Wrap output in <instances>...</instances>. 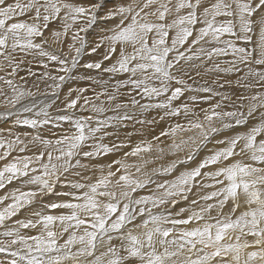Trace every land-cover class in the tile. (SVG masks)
<instances>
[{"label":"snow or ice","instance_id":"6c2138e0","mask_svg":"<svg viewBox=\"0 0 264 264\" xmlns=\"http://www.w3.org/2000/svg\"><path fill=\"white\" fill-rule=\"evenodd\" d=\"M56 21L61 30H51V37L64 45L70 35L67 51L45 48V32ZM109 22L91 40L84 35ZM86 51L100 59L83 63L84 69L124 78L110 87L106 82L91 97L87 88H69L61 100L66 81L92 79L73 75ZM18 52L39 57L43 71L24 69ZM208 62L211 67H205ZM200 68L242 72L235 81L221 82L219 75L211 81L239 89L234 100L201 82ZM22 70L36 79L37 89L44 82V91L27 88ZM0 72V117L15 116L14 126L33 130L0 129V190L18 185L0 195V253L10 254L0 264H264V0H0ZM125 88L129 99L118 103ZM199 92L232 100L233 110L214 104L200 118L189 103L174 104L185 93ZM137 97L156 102L142 104ZM57 102L63 114L56 119L71 122L74 130L49 138L40 126L50 122ZM130 107L164 109L160 119L184 115L186 123L171 124L152 138L155 145L138 142L111 163L91 169L82 164L81 157L129 147L102 143L98 134L131 119ZM84 110L92 115L79 114ZM109 110L117 114L101 119ZM190 114L195 118L187 119ZM238 127L246 130L215 139ZM160 137L170 138V154L187 152L148 171L166 151ZM210 143L213 148L194 167L171 180L153 179L193 161ZM30 145L40 147L25 154ZM153 149L158 155L145 158ZM129 157L138 162L129 163ZM87 170L99 175L83 176ZM150 185L155 187L149 194L134 196ZM49 196L67 199L46 202ZM182 202L189 206L174 212ZM29 209L28 216L13 219ZM43 209L67 211L53 215Z\"/></svg>","mask_w":264,"mask_h":264},{"label":"rangeland","instance_id":"374dc122","mask_svg":"<svg viewBox=\"0 0 264 264\" xmlns=\"http://www.w3.org/2000/svg\"><path fill=\"white\" fill-rule=\"evenodd\" d=\"M109 6H111V5H109ZM23 18V17H22ZM25 18V17H24ZM111 22H109L108 24L111 26V24L113 23H111ZM54 24V25H53ZM108 24L107 25H103V24H100L99 25V29L98 28H96L95 29V31H93L94 33H92V32H89V33H87V34H84V35H87L88 36V38H89V40H91L95 35H96V33H98V32H100L103 28H104V26L106 27H110V26H108ZM50 26H54V27H56V29L54 28V29H52V30H59V29H61V26L59 25L58 26V24H57V22L55 23V22H52L51 24H50ZM60 27V28H59ZM98 27V26H97ZM57 28H59V29H57ZM101 29V30H100ZM46 33V32H45ZM51 35V32L49 33V35H47V37L48 36H50ZM39 42V41H38ZM52 42H53V38H52ZM68 42H71L70 41V36H69V39L67 38V41L65 42L66 44H64V45H60V44H57V43H55L54 45H55V47H50L49 46V44H47V45H45V48H46V50H50V51H57V52H62V51H67V49H65V48H67V43ZM54 43V42H53ZM66 46V47H65ZM50 48V49H49ZM52 49V50H51ZM55 49V50H54ZM62 50V51H61ZM101 52L103 51L102 49L100 50ZM88 55V53H87V51L85 52V54H84V56L85 55ZM16 55L20 58V59H22V60H25L26 61V63L22 66L24 69L26 68H28L29 66H31L32 67V69L34 70H36L37 71V73H39V72H42L43 71V69L39 66V57H34L33 55H28V56H24L22 53H16ZM89 56V55H88ZM89 57H91V59H89V60H98V59H100V56L98 55V54H92L91 56H89ZM29 60H28V59ZM83 58V57H82ZM229 58H231L230 56H228V57H220V58H218V60L220 61V62H223L224 60H226V59H229ZM222 59V60H221ZM84 60V61H83ZM88 59L87 60H85V58H83L82 60H81V68L79 67V69L78 70H74V72H73V74H74V76H80L81 74H80V71L79 70H81L82 69V65H83V63H86L87 61H89ZM37 62V63H36ZM211 63V62H210ZM210 63H208V64H206V66L205 67H211V64ZM210 64V65H209ZM34 66V67H33ZM37 66V67H36ZM50 67H58L57 65H50ZM78 71V72H77ZM88 72H92V73H95V74H97L98 76H99V74H100V77H103V78H108L109 79V81H111V83L112 84H114L115 82H116V80H117V77H115V78H113L112 76H111V74H103V73H97V71L96 70H87ZM199 71L201 72V79L200 78H198L200 81H203V80H205L206 79V81L207 82H210V84H209V86L210 87H213V89H214V91L215 92H222V93H224V92H226V93H228L229 94V96H231L232 98H235L234 97V94H238L239 92H240V90L239 89H237V88H235V86L233 85V87L232 88H228L227 86L225 87V88H223V89H221V88H219V87H217V86H213L212 84H211V81L213 80V79H216L217 78V76L219 75V77H220V80H221V82H223L224 80H232V81H235L236 79H237V77L236 78H233V76H236V73H227V74H223V73H221V74H217V73H207V72H205V68H200L199 69ZM77 74H76V73ZM85 72H86V70H85ZM84 72V73H85ZM87 73V72H86ZM53 74H56L55 72L53 73ZM62 74V73H61ZM234 74V75H233ZM238 75H241L242 74V72L241 73H237ZM192 75L193 76H195V72H192ZM237 75V76H238ZM19 76H25L27 79L29 78H31V79H33V81H34V83L32 84L33 86H31V82H27V79H26V87L27 88H29V89H31L32 91H39V92H43L44 91V89H45V85H44V82H40L39 83V85H41L42 87H39L38 89L34 86V84H36L37 83V81H36V79L34 78V77H27L26 76V71H21L20 73H19ZM18 79V78H17ZM78 79H75V80H71V81H66L65 82V85L64 86H62V89H61V92H62V95H61V99H62V96H64V95H66L67 93H68V89L69 88H75V86L78 88L80 85L81 86H85L86 84H91V81H89V82H87L86 83V81H81L80 79L78 80V82H79V84H78V82H74V81H77ZM96 80H97V78L95 77L94 78V80H93V84L92 85H96ZM18 82H19V80H18ZM114 82V83H113ZM21 83H23V82H21ZM29 83V84H28ZM29 85V86H28ZM44 85V86H43ZM30 86H31V88H30ZM81 86H80V88H81ZM34 87V88H33ZM43 90H42V89ZM230 90V91H229ZM66 91V92H65ZM193 95H195L196 96V99L193 101V100H191L190 99V97L191 96H193ZM145 100H146V103H155L156 102V100L154 99V100H152V101H148V99L147 98H144ZM222 99V100H221ZM216 101H218L217 103H224V104H226V105H232V103L231 102H228L229 100H223V98H222V96H219V95H214L213 93H204V92H199V93H185L184 94V96L182 97V98H180V100L179 101H177V102H174V104L175 103H189L190 104V107L192 106V107H194L196 110H197V114H199V116L200 115H202V113H203V110L205 109V108H209L210 107V105H214V104H216ZM120 102V101H119ZM121 103H124L123 101L121 102ZM59 105L60 104H58V107L56 106L52 111L54 112V111H56L57 109H61L60 107H59ZM155 107H152V108H150V109H147L145 112H140V111H136V112H134L133 110H130V111H128L127 112V114L131 117V119H126V121L125 120H123V121H120L119 123H114V124H112L111 126H108L107 128V130H105L106 128H104V132H106L107 133V138H106V136L103 134V140L101 141L102 143H104L105 142V144H114V143H121V142H123V143H126V144H128L129 145V143H138L139 141H138V139L139 138H142L141 136H135L136 135V133H137V131H135L136 129H142L143 127V129H147V128H156L157 127V125L156 124H158V123H163V124H165L164 122L166 121V119H168V117H165L164 119H160V117L161 116H163L164 115V109H162L163 111H160V109H158V108H155ZM1 109V108H0ZM129 109H131V107L129 108ZM154 109V110H153ZM158 110V111H157ZM194 110V109H193ZM199 110V111H198ZM1 111V110H0ZM150 111V112H149ZM154 111V112H153ZM85 112H87V111H85ZM202 112V113H201ZM111 113V114H110ZM141 113H143V114H141ZM88 114H90V115H92V113H90V112H87V114L86 113H84L83 115H88ZM117 113L115 112V111H112V110H110L109 112L107 111L106 112V114L104 113V114H102L103 115V117L101 118V119H103L104 118V115H108V116H114V115H116ZM141 114V115H140ZM144 114H145V116L147 117V118H144ZM160 114V115H159ZM101 115V116H102ZM120 115H124V112L123 111H120ZM136 115H139V116H136ZM153 116V117H152ZM180 117H181V119L182 120H184L183 122H180L181 124H184V123H186V119H185V117H184V115H180ZM133 118H135L134 120H133ZM195 117L192 115V119H194ZM140 119V120H139ZM171 119V118H170ZM128 120V121H127ZM141 120L143 121V122H145V124H143V123H141ZM147 120H149L148 122H147ZM132 121H133V123L135 124V125H133V123H132ZM172 121H174V122H176V120H173L172 119ZM64 121H59V120H57L56 119V116H54L51 120H50V122L47 124V125H43L44 127H41L40 126V131H43L44 129L46 130V131H48V133L52 130V132L53 133H57V132H59V128L61 127V129H63L62 130V133L63 134H65V133H70L71 131H73L74 129L73 128H70L69 127V125H68V130H67V128L64 126V123H63ZM148 124H147V123ZM58 123V124H57ZM125 123V124H124ZM138 123V124H137ZM154 123V124H153ZM137 124V125H136ZM151 124V125H150ZM153 124V125H152ZM61 125V126H60ZM129 127H128V126ZM145 125V126H144ZM119 126V127H118ZM121 126H123V127H121ZM152 126V127H151ZM154 126V127H153ZM27 126H23V125H21V128L19 129V131H21L20 133H23V132H25V131H31V129L29 128V127H27ZM50 127H53V128H51V129H49ZM41 128L43 129V130H41ZM53 129H55V131H53ZM69 129H71L70 131H69ZM65 130H67V132H65ZM45 131V132H46ZM65 133H64V132ZM230 131H233V130H228V132H230ZM44 131L43 132H41V133H45ZM50 133V134H48V133H46V134H48V136H52L53 135V133ZM104 132H101L100 133V136L102 135V133H104ZM133 132V133H132ZM55 133V134H56ZM46 134H44V135H46ZM114 134V135H113ZM191 134V133H190ZM57 135H59V133H57ZM47 136V135H46ZM105 137V138H104ZM116 137V138H115ZM118 138V139H117ZM134 139V140H133ZM112 140L114 141V142H112ZM142 140L144 141V138H142ZM135 144L134 145H131V146H135ZM35 147V146H34ZM33 147V148H34ZM129 149H130V147H128ZM127 147L125 148H122V149H120L119 151H116V152H113V153H111V154H115V156L116 157H120V155H121V152L122 151H124V152H126V151H129V149H128ZM125 149V150H124ZM154 153V152H153ZM15 154V153H14ZM154 155L156 156V152L154 153ZM170 155V153H164V155L163 156H165V157H167V156H169ZM102 157L104 158V156H98V157H95V158H92V159H88V158H82L81 157V162H83L82 164H88V163H92L93 161H95V162H99V161H101V159H102ZM88 160H89V162H88ZM165 160H167V159H165ZM86 161V162H85ZM91 161V162H90ZM171 162V158L169 157V160H167L164 164H162V165H164V166H167V164L168 163H170ZM94 163V162H93ZM180 166V167H179ZM158 166L155 164V166H153L152 168H149L148 170H151V169H153V168H157ZM178 168H181L180 169V172L181 171H183L185 168H188L187 166L186 167H184V166H181V165H178L177 164V166H176V168L175 169H173V172L172 173H168V174H164V175H156V176H154L153 177V179H157L158 177L159 178H162L163 177V179L160 181V182H162L163 180H166L170 175H172V174H176L175 173V171L178 169ZM147 170V169H146ZM132 171L133 172H135V169L133 170L132 169ZM179 174V172H177V175ZM70 178H72V177H70ZM158 178V179H159ZM75 179H77V177H75ZM78 179H80V177L78 178ZM159 181V180H158ZM154 185H150V186H148V187H146L145 189H140V190H137V192L136 193H134V196H140V195H147V194H149L153 189H154ZM6 188H7V185H6ZM5 188V189H6ZM8 189V188H7ZM57 191H62L63 189H60V188H58V189H56ZM1 191H4V189L3 190H1ZM0 191V192H1ZM8 191H10L9 189L7 190V192ZM64 191H67V189H64ZM206 191H208V189L207 190H201V193L203 194L204 192H206ZM4 194V193H3ZM2 194V195H3ZM194 196V195H193ZM193 196H191V197H193ZM51 197V198H50ZM50 197H46L45 198V200H46V202H50L51 200H52V202H55V201H57L58 200V197H56V196H50ZM54 199H53V198ZM190 197V200L191 199H193V198H195V196L193 197V198H191ZM49 198V199H48ZM51 199V200H50ZM59 199L60 200H62V199H67L66 197H62V198H60L59 197ZM49 200V201H48ZM189 205L187 204V203H180L179 205H177V207L173 210L174 212H177V211H179V208H181V207H188ZM33 208L34 209H36V210H42V209H40V206L39 205H34L33 206ZM228 208H230V205H228V206H226V208H225V211L227 212L228 211ZM32 209H29L28 211L26 210V211H22L19 215H18V217H15V218H13V219H19V218H24V217H26V216H28L29 215V212L31 211ZM43 211H46V212H48V213H50V214H52V213H54L53 215H57V214H59V211H61V210H43ZM63 211V210H62ZM187 214L188 213H184V214H182V216H181V218H183V217H186L187 216ZM212 215H215V212H213L212 213ZM196 226V224L195 223H192V224H189L187 227H195ZM183 227V226H182ZM58 230V229H57ZM25 231V233L26 234H34V232L32 231V230H24ZM31 231V232H30ZM63 239H66V236L65 237H63V238H61V241L60 242H63ZM113 243H116V244H119V241H113ZM7 258H10V254H8V253H0V259H7Z\"/></svg>","mask_w":264,"mask_h":264},{"label":"bare ground","instance_id":"6f19581e","mask_svg":"<svg viewBox=\"0 0 264 264\" xmlns=\"http://www.w3.org/2000/svg\"><path fill=\"white\" fill-rule=\"evenodd\" d=\"M24 18V17H23ZM26 18V17H25ZM57 22V24H58V26L60 25L61 26V21H56ZM55 22V23H56ZM112 23V22H111ZM110 23V24H111ZM54 25V24H53ZM99 25L100 24H97L92 30H90V32H92V33H94L93 31H95V29L96 28H100L99 27ZM98 26V27H97ZM108 26H110L109 24H108ZM105 27V26H104ZM107 27V26H106ZM111 27V26H110ZM56 29V27H54V26H50V30L49 31H46V33H45V38L48 40V44H49V46L52 48V47H55V43H53L52 42V37H51V35L50 36H48L47 37V35H49V33L51 32V30L52 29ZM60 28V27H59ZM59 28H57V29H59ZM59 30H61V29H59ZM101 30V29H100ZM70 36V35H69ZM68 39H69V37H68ZM39 40H37V42H38ZM66 44V43H65ZM48 46V45H47ZM66 47V46H65ZM56 48V47H55ZM50 49V48H49ZM65 49H67V48H65ZM52 50V49H51ZM55 50V49H54ZM58 51V50H57ZM62 51V50H61ZM83 58H85V60H89V59H91V57H89L87 54L85 55V56H83ZM82 58V59H83ZM28 59V58H27ZM229 59H231V58H229ZM29 60V59H28ZM222 60V59H221ZM226 60H228V59H226ZM84 61V60H83ZM37 63V62H36ZM208 63H210V62H208ZM207 63V64H208ZM211 64V63H210ZM209 64V65H210ZM34 67V66H33ZM37 67V66H36ZM81 68V67H80ZM26 69V68H25ZM79 69V68H78ZM37 70V69H36ZM35 69L33 70V71H36ZM85 70L86 69H84L83 67H82V69L81 70H79L80 71V74L81 75H88V76H91L92 77V79L91 80H89V81H91V84H86L85 86H81V87H84V88H87L88 89V91L85 93V95H87V96H93L94 95V92H100V91H102V89L104 88V86H105V83L107 82L108 84H109V87L111 86V81H109V79L108 78H103V77H100V74H99V76L97 75V74H95V73H92V72H88L87 70H86V72H85ZM23 71V70H22ZM38 71V70H37ZM36 71V72H37ZM78 72V71H77ZM85 72V73H84ZM202 72V71H201ZM76 73V72H75ZM98 73V72H97ZM4 74V72H0V75H3ZM61 74V73H60ZM77 74V73H76ZM74 75V74H73ZM234 75V74H233ZM237 73H236V76H233V78H236L237 77ZM97 78V80H96V85H92L93 83V80H94V78ZM117 77V79H123L124 77H123V75H118V76H116ZM202 78V77H201ZM200 78V79H201ZM27 79V78H26ZM79 80V79H78ZM78 80L77 81H74V82H78ZM81 81H83V80H81ZM84 81H86V83L87 82H89L88 80H84ZM203 81H206V79L205 80H203ZM203 81H201V82H203ZM20 82V81H19ZM27 82H31V86H33L32 84L34 83V81H33V79H27ZM33 82V83H32ZM114 83V82H113ZM29 84V83H28ZM78 84H79V82H78ZM210 84V82H208V85ZM35 85V84H34ZM45 85V84H44ZM43 85V86H44ZM29 86V85H28ZM31 86H30V88H31ZM80 86L78 87V88H80ZM39 87H42L41 85H39ZM34 88V87H33ZM75 88H77L76 86H75ZM42 89V88H41ZM43 90V89H42ZM63 90V89H62ZM122 91V95L119 97V99H118V103H121L122 101L124 102V103H126L127 101H128V99H129V97H128V95H127V88H125V89H122L121 90ZM230 91V90H229ZM66 92V91H65ZM188 94V93H187ZM191 94V93H190ZM61 95H62V92H61ZM65 96V95H64ZM64 96H62V99L61 100H63V98H64ZM38 99H40V98H42V97H37ZM101 99H105L104 97H101ZM137 99H140V103H142V104H144V103H146V100L143 98V99H141L140 97H137ZM222 100V99H221ZM224 100V99H223ZM233 100H234V98H233ZM120 101V102H119ZM149 101V100H148ZM227 101V100H226ZM218 101H216V104H219L220 105V108L218 109V110H220V111H231V110H233V108H232V106L231 105H226V104H224V103H217ZM228 102H231L232 103V100H229ZM179 103V102H178ZM58 104H60L59 105V107L62 109V107H63V105L60 103V102H57V104L50 110L51 111V116H52V118L54 117V116H57V115H59V114H63V112H58L57 110L56 111H52L56 106L58 107ZM211 106L212 105H210V107L209 108H205L204 110H206V109H210L211 108ZM106 107H107V105H106ZM192 107V106H191ZM148 109H150V108H148ZM155 109V108H154ZM153 109V110H154ZM193 109H194V112L195 113H197V110L193 107ZM1 111L3 110L2 108L0 109ZM130 110H133L134 112H136V111H140V112H145L146 110H143V111H141V110H139V109H128L127 110V112L128 111H130ZM85 111H87V110H84V111H82L81 113H79V114H84V113H86L87 114V112H89V111H87V112H85ZM110 111V110H109ZM108 111V112H109ZM121 111H123L124 112V110H121ZM158 111V110H157ZM160 111H163L162 109H160ZM199 111V110H198ZM150 112V111H149ZM154 112V111H153ZM129 113V112H128ZM202 113V112H201ZM106 114V113H105ZM111 114V113H110ZM120 114V113H119ZM130 114V113H129ZM141 114H143V113H141ZM140 114V115H141ZM88 115H90V114H88ZM160 115V114H159ZM104 116H108V115H104ZM136 116H139V115H136ZM103 117V115L102 116H100V118H102ZM140 117V116H139ZM142 117V116H141ZM140 117V118H141ZM153 117V116H152ZM203 117V113H202V115H200V118H202ZM144 118H147L146 116H145V114H144ZM171 118V119H170ZM135 118H133V120H134ZM142 119V118H141ZM172 119L173 120H176V122H174V121H172ZM186 119V118H185ZM187 119H192V115L190 114L188 117H187ZM140 120V119H139ZM14 121H15V116H12V117H0V129H8V128H12L13 129V132H21V131H19V129L21 128V125H16V126H14ZM126 121V120H125ZM128 121V120H127ZM142 121V120H141ZM149 120H147V122H148ZM184 120H182L181 119V117L180 116H173V117H168V119H166V121L164 122L165 124H163V123H158V124H156L157 125V127L156 128H147V129H136L135 131H137V133H136V135L135 136H141L142 138H144V141H152V143L155 145L156 143H157V141H153L152 140V138L154 137V136H156V137H159L160 136V133L162 132V131H164L166 128H168L171 124H175V123H180V122H183ZM146 122V123H147ZM64 123V126L67 128V130H68V125H69V127L70 128H73V125H72V123L71 122H69V121H64L63 122ZM132 123H133V121H132ZM58 124V123H57ZM117 124V123H116ZM125 124V123H124ZM138 124V123H137ZM136 124V125H137ZM143 124H145V122H143ZM148 124V123H147ZM154 124V123H153ZM152 124V125H153ZM133 125H135L134 123H133ZM151 125V124H150ZM45 126V125H44ZM43 125L41 126V127H44ZM61 126V125H60ZM93 126H95L94 124H93ZM128 126V125H127ZM145 126V125H144ZM119 127V126H118ZM121 127H123V126H121ZM129 127V126H128ZM152 127V126H151ZM154 127V126H153ZM27 128V127H26ZM45 128V127H44ZM47 128V127H46ZM45 128V129H46ZM51 128H53V127H50L49 129H51ZM43 130L42 128H41V130H43L44 132L46 131V130ZM108 128L106 127V129L105 130H107ZM62 130L63 129H61V127L59 128V132H57V133H59V135H62L63 133H62ZM67 130H65V132H67ZM71 129H69V131H70ZM246 129L244 128V127H238V128H236V129H234L233 131H230V132H228V130H225V132L223 133V134H221V135H217L216 137H215V139H222L223 138V136H227V135H232V134H234V132H243V131H245ZM31 131H33L32 129H31ZM43 131H41V132H43ZM53 131H55V129H53ZM52 132V130L48 133V131H46L44 134H46V133H48V134H50ZM64 132V131H63ZM64 132V133H65ZM102 132H104V130L102 131ZM53 133V132H52ZM56 133V132H55ZM55 133H53V134H55ZM57 133H56V135H57ZM68 133V132H67ZM105 133V132H104ZM104 133H102V135L101 136H103V134ZM133 133V132H132ZM43 133H42V135H44ZM48 134H46L47 135V137H49V138H52L53 137V135L52 136H48ZM190 134V133H189ZM7 134L5 133V136H6ZM46 135H44V136H46ZM51 135V134H50ZM99 136H100V133L98 134ZM114 135V134H113ZM106 136V138H107V136L108 135H105ZM105 138V137H104ZM116 138V137H115ZM142 138H139L138 139V141L139 142H141V141H143L142 140ZM118 139V138H117ZM134 140V139H133ZM115 141V140H114ZM113 140H112V142H114ZM170 142H171V140H170V138H168V137H160V141H159V143L161 144V146H163V147H165V149H166V151H165V153H169L168 151H167V145L168 144H170ZM105 143V142H104ZM117 143V142H116ZM135 143H129V147H131V145H134ZM111 145V144H110ZM128 145V144H127ZM35 146V147H34ZM34 147V148H33ZM40 146L39 145H30L29 146V148H30V151L29 152H27V153H25V154H29V155H31V154H33L38 148H39ZM126 148V147H125ZM128 148V147H127ZM211 148H213V144L212 143H210V144H208V146H207V148H202L197 154H196V156L194 157V160L193 161H189L186 165H181V166H184V167H188V168H191V167H194L195 165H196V163H198L199 162V160H201L206 154H208V150L209 149H211ZM129 149V148H128ZM86 150H88V149H86ZM125 150V149H124ZM129 151H130V149H129ZM127 152V151H126ZM156 152L155 151V149H153V151L151 152V153H146V154H144V156H145V158H148L149 156H151V157H153V158H155L157 155H158V153H156V156L154 155V153ZM186 152H187V149L185 150V152H181V153H178L177 155H172V154H170L169 156H167V157H165V156H162L160 159H154L153 160V162L152 163H150V164H148L147 166H146V169L148 170L149 168H152L153 166H155V164L158 166V167H161V166H164V165H162V164H164L167 160H169V157L171 158V161H173V160H175V159H177L178 157L180 158V159H183L184 158V156H185V154H186ZM15 153V154H14ZM13 153V155H18V154H20V153H18V152H14ZM123 153H124V151H122L121 152V155H120V157L118 158V157H116L115 156V154H111V153H109V154H107V155H105L104 156V158L102 157V159H101V161H99V162H95V161H93L92 163H88V164H86V165H88L89 166V169H91L94 165H98V164H108V163H111L113 160H116V159H121L122 157H123ZM165 159H167V160H165ZM134 161H137L138 162V158L137 157H129L128 158V162L129 163H132V162H134ZM84 162V161H83ZM83 162H81V163H83ZM86 162V161H85ZM88 162H89V160H88ZM91 162V161H90ZM178 165H180V164H178ZM180 167V166H179ZM180 169L181 168H178L176 171H175V173L176 174H172V175H170L168 178H167V180H171V179H173L174 178V176L175 175H177V172H180ZM134 170V169H133ZM148 171H150V170H148ZM97 175H99V173H98V171H96V172H94V171H91V170H87V171H84L83 172V176H88V177H93V178H95V176H97ZM79 177H77V179H78ZM159 178V177H158ZM156 179L157 181L159 180V181H161L162 179H163V177L162 178H159V179ZM18 185L16 184V182H13L11 185H7V188L9 189V190H11L12 188H14V187H17ZM4 189V191H1L0 192V195H2L3 193H5V192H7V190L8 189ZM59 187H57V189H58ZM63 191H64V189H63ZM208 191H211V189H208ZM50 197V196H49ZM191 197V196H190ZM194 197V196H193ZM193 197H191V198H193ZM51 198V197H50ZM53 198V197H52ZM60 198H62V197H60ZM49 199V198H48ZM54 199V198H53ZM59 199V198H58ZM190 199V198H189ZM194 199V198H193ZM51 200V199H50ZM49 201V200H48ZM50 202H52V200L50 201ZM184 203V202H183ZM185 204V203H184ZM43 210H46V209H43ZM28 211V210H27ZM62 211V210H61ZM63 211H67V210H63ZM45 213L46 214H50V213H48V212H46L45 211ZM52 214H54V213H52ZM18 217V216H17ZM31 232V231H30ZM30 234V233H29Z\"/></svg>","mask_w":264,"mask_h":264}]
</instances>
